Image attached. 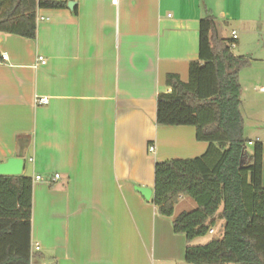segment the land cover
I'll return each mask as SVG.
<instances>
[{"label":"crops","instance_id":"crops-1","mask_svg":"<svg viewBox=\"0 0 264 264\" xmlns=\"http://www.w3.org/2000/svg\"><path fill=\"white\" fill-rule=\"evenodd\" d=\"M60 1L75 4L38 10L35 39L0 34V164L21 155V176L32 180L33 255L43 247L54 264H185L184 236L151 203L154 164L200 157L208 144L193 127L157 126L156 99L170 92L167 75L188 82L207 14L220 39L236 35L231 53L250 57L255 0ZM250 59L263 96L264 71L252 65L261 60ZM255 100L264 185V97ZM135 187L150 189V200Z\"/></svg>","mask_w":264,"mask_h":264},{"label":"trees","instance_id":"trees-1","mask_svg":"<svg viewBox=\"0 0 264 264\" xmlns=\"http://www.w3.org/2000/svg\"><path fill=\"white\" fill-rule=\"evenodd\" d=\"M60 0H0V34L27 40L36 36L38 10L66 8ZM233 41L220 39L215 18L199 21L198 60L188 82L166 76L170 92L156 99L155 124L193 127L195 140L208 144L200 157L155 162L151 203L159 216L172 218L182 197L196 208L172 220L183 235L185 264H264L263 146L244 136L239 73L250 57L234 56ZM32 180L0 176V264H31ZM224 222L220 240L192 246Z\"/></svg>","mask_w":264,"mask_h":264},{"label":"rangeland","instance_id":"rangeland-1","mask_svg":"<svg viewBox=\"0 0 264 264\" xmlns=\"http://www.w3.org/2000/svg\"><path fill=\"white\" fill-rule=\"evenodd\" d=\"M233 24L230 23V25L223 24V37L227 38L229 36L230 30L234 29L235 27L231 26ZM246 43L249 46H246V49L249 50L247 54H249L250 57H253L255 59L261 60L260 62H256V64H252L253 67H258L262 71H264V0H255V34L247 36ZM232 53L235 55H238V49L234 45L232 48ZM253 63V62H252ZM263 77V76H262ZM257 78L253 73L251 68H245L240 72V79H241V87L242 91L240 94V111L242 114V118L244 121V128L247 130V136L252 138L251 143L253 144L255 142V99H259L263 96H259L258 94H255V91L253 90L252 83L253 79ZM253 142V143H252ZM246 149L249 153L252 152V145H247ZM153 153L149 154V157H153ZM38 206V207H37ZM36 224L35 229L38 233V237L40 234H42V229L40 225V221L37 217H40L42 214V204L39 203V205H36ZM196 208V203L188 198V197H182L179 199L178 203L174 207V214L172 218H164L168 223L172 225V220L174 217L179 215L181 212H188L191 210H194ZM155 213L158 215L156 209ZM223 225L224 222L221 220H217L215 227L213 228L212 233H208L205 237L195 239V242L190 244L192 246H201L205 245L208 242L212 240H220L223 235ZM34 243H32V250L31 254L33 255L36 253L34 249ZM50 253L43 249L33 255L31 258V264H54L52 262V259L49 257ZM181 264V263H178Z\"/></svg>","mask_w":264,"mask_h":264},{"label":"water","instance_id":"water-1","mask_svg":"<svg viewBox=\"0 0 264 264\" xmlns=\"http://www.w3.org/2000/svg\"><path fill=\"white\" fill-rule=\"evenodd\" d=\"M75 3L69 2L67 7L72 9ZM24 167V160L21 155L16 158L8 159L5 163L0 164V176H20ZM135 191L141 195L143 199L149 201L152 191L148 188L135 187Z\"/></svg>","mask_w":264,"mask_h":264},{"label":"built area","instance_id":"built-area-1","mask_svg":"<svg viewBox=\"0 0 264 264\" xmlns=\"http://www.w3.org/2000/svg\"><path fill=\"white\" fill-rule=\"evenodd\" d=\"M117 2H118V0H110V3L114 6L117 5ZM39 20L43 21L44 18H40ZM232 39H233V41L236 39V35L234 33H233ZM233 47H234V42H232V44L230 45V48H233ZM0 57H1V60H3V61L8 60L6 54H2ZM39 61L42 63L44 62V60L41 57L39 58ZM261 91H264V88H261ZM37 103L41 104V105H46L48 103V100L46 98H40V99H37ZM149 151H153V148H150ZM57 178H58V175H55V179H57ZM36 180L39 181V180H41V178L36 177ZM209 233H212V230ZM34 249H35V251H38L39 247H35Z\"/></svg>","mask_w":264,"mask_h":264}]
</instances>
